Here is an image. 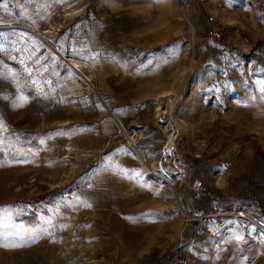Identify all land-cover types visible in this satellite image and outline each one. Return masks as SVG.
<instances>
[{
	"label": "rangeland",
	"instance_id": "374dc122",
	"mask_svg": "<svg viewBox=\"0 0 264 264\" xmlns=\"http://www.w3.org/2000/svg\"><path fill=\"white\" fill-rule=\"evenodd\" d=\"M262 82L264 0H0V264H264Z\"/></svg>",
	"mask_w": 264,
	"mask_h": 264
},
{
	"label": "bare ground",
	"instance_id": "6f19581e",
	"mask_svg": "<svg viewBox=\"0 0 264 264\" xmlns=\"http://www.w3.org/2000/svg\"><path fill=\"white\" fill-rule=\"evenodd\" d=\"M51 47V46H49ZM77 60V59H76ZM76 60L74 62L71 63V66L74 67L75 69H77V65H76ZM85 62V61H84ZM85 66L88 68L89 64L87 62H85ZM79 69V68H78ZM171 93L169 92H165L163 93V95L161 97H159L156 101V111L154 114L155 119L162 125V127L164 128L165 132L168 133V143L165 146L163 152H162V156L165 158V160H169L172 158H176L175 155V135L177 133L178 130V126H175L173 123L174 119L171 113V110L173 108V102H172V98H171ZM118 119V118H116ZM177 124V123H176ZM133 142L135 143V139H133ZM139 159L141 161L146 160V158L143 156L142 153L139 154ZM178 162V161H176ZM160 178V176H162V174H157ZM163 180V178H161ZM165 181H169L167 179H165ZM257 225V224H256ZM264 227V226H262ZM259 233L264 236V231H262V229H260Z\"/></svg>",
	"mask_w": 264,
	"mask_h": 264
},
{
	"label": "snow or ice",
	"instance_id": "6c2138e0",
	"mask_svg": "<svg viewBox=\"0 0 264 264\" xmlns=\"http://www.w3.org/2000/svg\"><path fill=\"white\" fill-rule=\"evenodd\" d=\"M262 85H264V82H262ZM261 91L264 92V86L261 87ZM19 100H20V103L14 104L13 107H22L23 104L27 102V98L24 97V96H21L19 98ZM56 134L57 135H61V134H64V133H59L58 132ZM43 142L44 141H41V143H43ZM0 145H3V140H0ZM76 199H77V201L79 203H82L85 207H91L90 204H88V203H86L84 201H80L79 197H77ZM68 206H71V205H68ZM11 227L12 226L9 225L7 222L0 221V228H3L5 230L3 235L0 236V247L8 249V248H17V247H22L23 246V244H18V243H15V242H11L18 236L17 233L11 231ZM61 227H66V225H61ZM20 238L23 239V237H20ZM236 239L237 240H242L243 238L237 236Z\"/></svg>",
	"mask_w": 264,
	"mask_h": 264
},
{
	"label": "built area",
	"instance_id": "2783aa9c",
	"mask_svg": "<svg viewBox=\"0 0 264 264\" xmlns=\"http://www.w3.org/2000/svg\"><path fill=\"white\" fill-rule=\"evenodd\" d=\"M210 33H211V35H218L215 31H211ZM193 187H194L197 191L202 190V189L204 190V186H203L202 183L199 182V181L195 182V183L193 184Z\"/></svg>",
	"mask_w": 264,
	"mask_h": 264
}]
</instances>
